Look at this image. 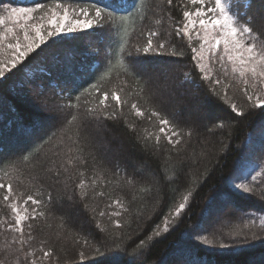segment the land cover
Masks as SVG:
<instances>
[{
    "label": "snow or ice",
    "instance_id": "obj_1",
    "mask_svg": "<svg viewBox=\"0 0 264 264\" xmlns=\"http://www.w3.org/2000/svg\"><path fill=\"white\" fill-rule=\"evenodd\" d=\"M188 2L197 7L187 10L185 3L180 26H176L172 14L179 5L175 0H153L150 11L159 16L156 23L171 22V27L162 32L148 23L142 0H97L90 7L78 8L64 3L14 7L0 0L3 4L0 11V84H6L20 99L30 98L35 110V119L31 122L20 113L15 117L19 134L31 142L34 154L32 167L21 166L18 171L29 178V185L34 190L25 196L14 187V183L18 187L23 181L6 182L0 177V192L3 193L0 206L8 209V216L0 218V264H59L61 256L55 250L57 241L79 236L76 217L70 215L68 208L76 209L79 219L91 221L98 230L96 234L89 233L88 239H77L76 243L81 247L76 248L73 255L78 264L86 261L82 249L90 246L89 240L95 241L93 250L97 254L105 249H117L114 254L130 251L132 256H137L149 242L168 233L183 218L185 209L190 208V198L195 199L191 190L163 217L162 227L154 224L150 235H141L144 226L164 203L169 186L178 185L181 180L187 186V170L196 156L193 142L212 148L215 145L210 138L215 137L216 143L226 149L219 139L225 134L224 121L246 116L235 103L229 106L227 116L210 111L212 98L221 96L217 88L222 84L219 76L212 78L210 63H218L225 75L229 74L230 66L231 74L244 86L243 95L249 108L261 109L264 116V12H252V5L248 4L250 11L241 16L233 11L234 0ZM136 14L146 27L135 34L131 43L125 40L127 51L116 76L118 90H101L99 81L89 83L95 73L82 71L79 79L59 80L53 98L49 99L39 79L29 78L30 69L35 66L33 62L47 52L41 45L48 38L107 26L108 35L102 31L87 33L90 40L100 44V48L92 50L99 55L106 42L120 34L125 20ZM193 30L201 44L199 49H191L195 64L182 79L170 64L151 61L154 56H183L176 46L179 44L176 38L187 37L190 41ZM56 43L53 40V45ZM74 55L71 49L65 53L47 52L48 59L57 67H67ZM26 60L27 64L24 63ZM18 65L23 67L18 68ZM110 73L109 68L100 80ZM196 80L200 83L196 84ZM85 84L89 86L85 87ZM75 93L79 94L73 97ZM81 96L85 101L92 97L95 104L81 103ZM132 116L136 118L135 122L130 120ZM109 121L122 126L124 134L133 142V148L155 157L160 162L157 167L153 169L147 160L141 162L111 147L105 136ZM145 124L156 131H150ZM256 151L255 141L245 144L242 166L209 198L202 210L204 216L207 213V218H211L217 204L222 205L220 212L238 211L235 202L245 194L264 202V181L256 183L258 176H264V169L252 175ZM259 151L264 152V146ZM28 152L29 149H24L18 153L21 165ZM170 170L174 176H169ZM101 173L115 176L119 184L133 193H143L140 203L144 210L136 214L134 229L131 223L121 224L117 220L115 227L120 230L117 234L101 224L100 220L105 216L121 215L119 211H106L113 208L112 203L106 202L105 209H99L95 203L97 196H105L103 191H97ZM132 200H136L135 195ZM115 205L124 208L120 199L115 200ZM260 223L259 231L250 229L235 235L221 234L215 241L217 248L236 252L241 245L256 241L264 244V220ZM209 234L212 233L209 231ZM137 236L139 239L135 238ZM189 238L194 247L214 243L199 226L192 229ZM172 264H202V261L191 249L182 248Z\"/></svg>",
    "mask_w": 264,
    "mask_h": 264
},
{
    "label": "trees",
    "instance_id": "obj_2",
    "mask_svg": "<svg viewBox=\"0 0 264 264\" xmlns=\"http://www.w3.org/2000/svg\"><path fill=\"white\" fill-rule=\"evenodd\" d=\"M97 0H4V3H11L14 7H32L38 3H45L47 5H54L56 3H64L65 5L72 6H85L90 7ZM179 5L175 9L173 20L176 26H180V20L182 19V11L185 10V3H187V10H193V6L188 0H175ZM153 0H142L144 5L143 11L148 14V23L162 32H166L171 27V22L168 20H162L160 24L156 21L159 16L152 15L150 7ZM248 4L252 5V12H264V0H234V9L239 12L241 16H246L250 11ZM3 4H0V11H2ZM91 10V9H90ZM119 20L120 18L117 17ZM142 27H146L141 23L139 14L125 20L120 34L111 40L106 42V47L97 55L93 52V49L100 48V44L96 41L90 40L87 33L96 31L97 33L103 32L105 35L109 34L107 26L104 29H91L84 30L77 34H71L70 36H60L48 38L46 43L41 45L42 48H46L47 52L53 50L61 53L67 52L69 49L75 52L70 64L67 67L53 66L48 59L47 52L42 53L40 57L33 62L35 65L32 67L31 76L29 78H38L39 81L46 88V95L49 99L53 98L54 91L57 89V82L61 79L72 78L79 79L82 71L94 72L95 77L90 79L89 83H96L99 81V87L101 90H118L119 81L117 80V72L121 65L120 61L124 58L127 51V44L135 40V34L140 31ZM76 35L78 37H73ZM179 44V50L183 52L181 57H169V56H154L151 57V61L154 64H170L174 72L181 79L185 72H191L195 60L192 58L191 49L198 47L197 39L193 38L189 41L187 37L176 38ZM53 40L57 43L53 45ZM140 43H143L141 40ZM48 45H53L49 48ZM40 51V49H37ZM35 56V53L32 54ZM31 59V56L29 57ZM25 64L28 63L26 60ZM23 65H18V68ZM109 68L111 73L108 76H104L103 80L100 77L108 72ZM230 70V68H229ZM17 71V69H13ZM198 71V70H197ZM216 74L212 75L215 79L219 76L222 80L221 86H218L217 91L221 94L220 98L213 97V104L210 107V111L215 115L227 116L229 106L235 103L239 108L245 111V117H239L237 120H225V129L223 135L219 136V139L224 142L227 148H222L220 144L216 143V138L212 137L211 142L215 146L212 148H206L204 145H197L193 142L195 159L193 160L192 167L187 170L189 177L187 186L185 181L181 180L178 185H170L167 190V196L164 203L152 216V219L144 226V230L141 233L151 234L150 229L154 224H159L162 227L163 217L171 209H174L176 205L182 202L184 195H187L191 190L195 199L189 200L190 208H186L182 213V219L172 226L168 233L162 234L160 237L155 238L154 241L149 242L148 247L142 250V254L132 256L130 251L128 253L114 254L117 249H105L101 253L97 254L93 248L96 246L94 240H89V247L82 250L85 251L86 261L84 264H172L176 258V254L179 249H191L194 255H199V259L202 264H264V244L259 241L250 243L248 245H241L236 249V252L224 251L218 249L215 241L220 239V235L224 236L235 235L240 232L254 230L259 231L261 229V223L259 221L261 216H264V202H261L256 197L240 196L235 202L237 208L236 212L231 209L222 211V205L217 204L212 209V217L207 218L202 214V210L206 207L208 200L217 191H220L224 187L225 180L231 177L236 169L239 168V163L242 159L245 144L251 141H255V147L257 149L255 157L257 160L264 156V152L259 151L264 146V137H259V131L264 129V116L261 115V109H250L249 103L246 101V97L243 95V91L239 90L236 81L233 80V76L229 71V74L225 75L223 70L219 67L216 69ZM8 75H11L9 73ZM190 83V82H189ZM200 80H196V84H199ZM89 84H85L88 87ZM227 92V96L224 93ZM79 94L75 93L74 95ZM67 95V94H66ZM0 177L7 181H23L22 184L17 185L14 183V187L18 193L29 194L32 189L28 182L27 176H21L18 169L31 168L33 161V153L31 151L33 145L31 142L22 137L15 124V117L18 113L23 114L25 119L32 121L35 119V110L32 108L29 99H20L11 93L6 84H0ZM75 103V99L72 100ZM81 103H87L88 106L95 104V100L92 97H88L85 101V97L81 96ZM46 119V117H45ZM133 122L136 121L134 116L130 117ZM108 123V129L105 133L106 139L110 141V146L120 149L125 155L130 158L137 159L141 162L147 160L153 169H155L160 163L155 157L140 151L138 148H133L132 141H130L126 134L122 131V126L117 125L111 121ZM145 127H149V130L155 132L156 129L147 124ZM163 143V141H162ZM24 149H29L28 153H25L27 159L21 165V158L18 153ZM169 176H174L173 171H169ZM123 175V172L120 173ZM102 177L98 180L97 191H103L104 197L97 196L95 203L99 209H105V204L112 203L113 208L106 209V211H119L121 215L119 217L105 216L100 220L101 224L109 231L119 234L120 230L115 227V222L118 220L121 224L131 223L132 228L136 227L135 218L136 214L144 210L140 200L143 193L137 191L131 192L123 185L117 182L115 176L111 174ZM264 181V176L257 179V184ZM136 196V200H132V196ZM3 193L0 192V198ZM120 199L124 205V208H120L115 205V200ZM124 209H127L125 211ZM67 211L73 217H76L75 227L79 232V236H74L72 239L57 241V251L61 256L59 264H78V260L74 257L73 253L76 248H80L81 245L77 244V239H88L89 233H98L94 224L91 221L85 222L79 219V213L74 208H68ZM8 216V209L0 206V218ZM196 226H199L204 234L208 235L209 240H213L212 245H196L193 246V242L189 238V233ZM209 231L212 234H209ZM139 239V236L135 237ZM2 242V241H0Z\"/></svg>",
    "mask_w": 264,
    "mask_h": 264
},
{
    "label": "rangeland",
    "instance_id": "obj_3",
    "mask_svg": "<svg viewBox=\"0 0 264 264\" xmlns=\"http://www.w3.org/2000/svg\"><path fill=\"white\" fill-rule=\"evenodd\" d=\"M67 5V4H66ZM72 6V5H71ZM73 8H78V7H80V6H72ZM197 6L196 5H194L193 6V10L196 8ZM235 7H233V11L234 12H236L235 11V9H234ZM35 15H39V13H36ZM87 30V29H86ZM191 35H192V37L193 38H195V39H197V41H198V47H197V49H199L200 48V44H201V41L196 37V35H195V31L193 30L191 33H190ZM71 34H68V35H62V36H70ZM219 67V69L221 68L220 67V65L218 64V63H210L209 64V68L211 69V72H210V74H211V76L212 75H215L216 74V72H218V71H216V69ZM229 68H230V66H229ZM230 71V70H229ZM233 80L234 81H236V83H237V87H238V89L239 90H241V91H243V85L240 83V81H239V79L238 78H236L235 76H233ZM251 89H249V92L251 93ZM264 137V129L263 128H261V130L259 131V137ZM242 166V159H241V161H240V163H239V168ZM251 168L252 169H254L253 171H252V175H256L257 174V172H259L261 169H264V156L261 158V159H259V160H257L256 158H254V160H253V162H252V165H251ZM259 177H261V176H258L257 177V179L259 178ZM262 220H264V216H261L260 217V219H259V221L261 222Z\"/></svg>",
    "mask_w": 264,
    "mask_h": 264
}]
</instances>
